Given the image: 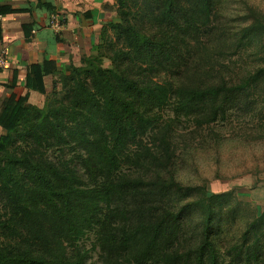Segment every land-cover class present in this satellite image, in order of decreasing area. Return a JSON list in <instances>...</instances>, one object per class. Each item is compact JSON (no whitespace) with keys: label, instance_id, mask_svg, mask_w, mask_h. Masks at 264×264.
Returning a JSON list of instances; mask_svg holds the SVG:
<instances>
[{"label":"trees","instance_id":"trees-1","mask_svg":"<svg viewBox=\"0 0 264 264\" xmlns=\"http://www.w3.org/2000/svg\"><path fill=\"white\" fill-rule=\"evenodd\" d=\"M156 1L150 9L154 33L136 22L126 0H119L120 21L102 24L95 54L82 57L79 66L71 63L69 73L56 69L53 60L28 65V92L1 102L0 264H87L83 241L89 234L96 236L102 264H264V211L227 248L236 251L232 263L221 258L212 233L215 223L218 229L228 225L224 215L236 207L233 191L188 187L180 194L199 193L196 199L175 212L164 207L154 214L148 202L166 196L172 186L177 191L178 183L173 177L149 183L122 171L144 161L172 163L176 125L163 121L167 109L178 122L197 128L227 122L239 111L259 120L256 127L264 133V13L249 6L247 23L231 40L236 53L250 50L253 57L237 82L220 77L189 83L175 73L176 53L190 52V42L202 34L225 36L215 32V0ZM30 10L0 5V40L1 16ZM32 28L33 23L23 25L26 40ZM109 30L115 39L108 38ZM104 48L111 52V66H104ZM18 74L11 69L7 87L19 84ZM47 74L56 76L50 92ZM58 83L65 93L60 100L42 107L30 101V90L47 99ZM218 208L226 209L221 219ZM191 213L201 216L203 240L180 253L174 245Z\"/></svg>","mask_w":264,"mask_h":264},{"label":"rangeland","instance_id":"rangeland-1","mask_svg":"<svg viewBox=\"0 0 264 264\" xmlns=\"http://www.w3.org/2000/svg\"><path fill=\"white\" fill-rule=\"evenodd\" d=\"M110 4L105 9L113 11L115 22L120 21L118 14L119 0H109ZM128 9L135 13V20L148 33L155 32V26L151 20V8L157 7L156 0H126ZM252 6L264 13V0H215L214 3V27L215 32L224 34L219 39L214 34L208 37L202 34L201 40L195 37L189 44L191 51L179 49L176 53L178 68L176 75L182 76L187 82L207 83L220 77L227 80L238 81L244 69H248L253 62L249 51L240 50L236 53L232 45L234 34L237 33L247 22L245 15L248 7ZM64 22V18H59ZM109 21H113L112 19ZM108 38L115 39V31H108ZM236 50V51H235ZM111 52L103 49L104 66H111ZM65 95L58 83L54 94L46 99L45 96H33L30 101L38 106L45 102L58 101ZM239 112V111H238ZM233 112V116L227 122H218L211 126L197 128L192 122L183 119L178 122L174 114L167 109L163 115V121H172L176 126L172 127L173 135L171 154L173 160L167 167L155 161H144L143 165L123 166L122 171L132 177L142 176L153 183L156 181L167 182L173 177L174 183H178V189L172 186V191L166 196L160 194L156 200L148 206L152 213H158L166 207L176 211L179 207L193 201L199 193H183L188 187L202 186L209 193H221L233 191L230 214L225 213L228 225L218 229L219 224L215 223L216 230L212 233V239L216 243L221 258L234 263L236 251L227 248L240 240L241 234L247 227L254 215L264 211V203L253 200L250 191L258 181H264V133L257 129L259 120H250L248 116H239ZM237 113L235 116L234 114ZM0 128V133H2ZM71 152L66 154L71 156ZM148 187L147 190H152ZM237 201L241 202L238 204ZM153 208V209H152ZM234 208V209H233ZM217 219H221L226 209L218 208ZM235 214L231 217V212ZM190 217V218H189ZM189 218V219H188ZM201 216L189 214L182 220V229L174 245V249L180 253L189 252L199 245L202 240V232L199 226ZM96 236L89 234L83 241L84 247L88 250L86 256L87 264H102V256L96 244ZM193 264V261L189 262Z\"/></svg>","mask_w":264,"mask_h":264},{"label":"crops","instance_id":"crops-1","mask_svg":"<svg viewBox=\"0 0 264 264\" xmlns=\"http://www.w3.org/2000/svg\"><path fill=\"white\" fill-rule=\"evenodd\" d=\"M38 2L50 3L54 8L37 6ZM108 4L109 0H0V5L15 9L31 7L30 11L1 16L0 104L13 93L19 96L28 92L24 86L28 65L53 60L56 69L69 73L71 63L79 66L82 57L95 54L102 24L115 21L114 12L105 9ZM60 17L64 22H60ZM30 23H33L31 38L26 40L23 25ZM11 69L19 71V84L14 88L6 86ZM55 78L52 74L45 75L47 92L52 90ZM29 94V99L42 95L33 90ZM250 195L254 201L264 203V181H258Z\"/></svg>","mask_w":264,"mask_h":264}]
</instances>
